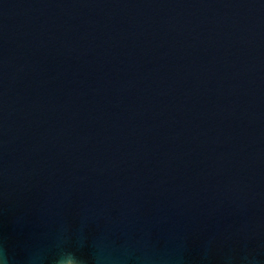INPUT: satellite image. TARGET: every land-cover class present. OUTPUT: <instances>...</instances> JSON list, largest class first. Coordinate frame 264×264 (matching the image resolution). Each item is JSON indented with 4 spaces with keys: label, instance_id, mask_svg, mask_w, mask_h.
Segmentation results:
<instances>
[{
    "label": "water",
    "instance_id": "1",
    "mask_svg": "<svg viewBox=\"0 0 264 264\" xmlns=\"http://www.w3.org/2000/svg\"><path fill=\"white\" fill-rule=\"evenodd\" d=\"M264 264V0H0V264Z\"/></svg>",
    "mask_w": 264,
    "mask_h": 264
},
{
    "label": "clouds",
    "instance_id": "2",
    "mask_svg": "<svg viewBox=\"0 0 264 264\" xmlns=\"http://www.w3.org/2000/svg\"><path fill=\"white\" fill-rule=\"evenodd\" d=\"M62 264H64V261L62 262Z\"/></svg>",
    "mask_w": 264,
    "mask_h": 264
}]
</instances>
